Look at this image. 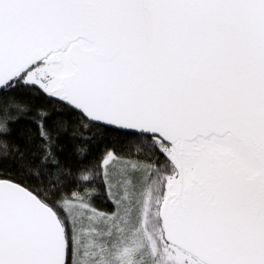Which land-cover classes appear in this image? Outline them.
I'll return each mask as SVG.
<instances>
[{
    "label": "snow or ice",
    "instance_id": "1",
    "mask_svg": "<svg viewBox=\"0 0 264 264\" xmlns=\"http://www.w3.org/2000/svg\"><path fill=\"white\" fill-rule=\"evenodd\" d=\"M0 264H264V0H0Z\"/></svg>",
    "mask_w": 264,
    "mask_h": 264
}]
</instances>
